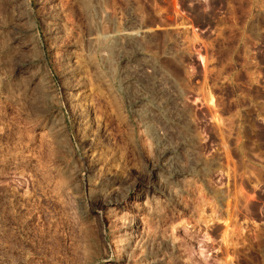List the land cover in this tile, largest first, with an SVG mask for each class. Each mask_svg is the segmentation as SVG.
<instances>
[{
  "label": "rangeland",
  "instance_id": "1",
  "mask_svg": "<svg viewBox=\"0 0 264 264\" xmlns=\"http://www.w3.org/2000/svg\"><path fill=\"white\" fill-rule=\"evenodd\" d=\"M149 262L264 264V0H0V264Z\"/></svg>",
  "mask_w": 264,
  "mask_h": 264
},
{
  "label": "bare ground",
  "instance_id": "2",
  "mask_svg": "<svg viewBox=\"0 0 264 264\" xmlns=\"http://www.w3.org/2000/svg\"><path fill=\"white\" fill-rule=\"evenodd\" d=\"M103 12V11H102ZM123 31V30H122ZM118 32V31H117ZM135 32V31H134ZM131 34V33H130ZM120 35V34H119ZM134 35V34H133ZM132 35V37H134ZM123 36V35H122ZM128 37V35H127ZM118 38V37H117ZM118 41V40H117ZM121 41V40H120ZM119 41V42H120ZM123 42V41H122ZM121 42V43H122ZM36 44V43H35ZM123 44V43H122ZM120 45V44H119ZM125 45V44H124ZM34 46V45H33ZM123 46V45H122ZM124 47V46H123ZM121 48V47H120ZM126 48V47H125ZM123 49V48H122ZM125 50V49H124ZM100 51V50H99ZM142 52V51H140ZM72 54V53H71ZM78 54V53H77ZM77 54H73L72 57H69L71 59H69V61L67 62V66L65 67V69L68 71V70H76L77 67H81L82 66V59L81 57H79ZM70 55V54H69ZM83 55V54H82ZM85 55V54H84ZM103 57V56H102ZM138 58V57H137ZM118 59V58H117ZM86 65V64H85ZM136 65V64H135ZM86 68V66H85ZM127 68V67H126ZM153 68V64L150 62V60H143L142 62H140V64L138 63L136 66L134 67H130L126 70H133V73H130L127 74L125 77H124V84L125 86H127L128 88H131V90H135L136 92H138V94H135V95H138V100H140L141 104L139 105V108H136L134 109L137 113L136 115H139L140 117H142V119H144L145 123L148 125L149 124H156V126L158 127H161V126H165L168 122H169V118L167 116V113L166 111L168 110V99L167 100H163L162 97L164 96H161L163 94V87L160 86V88L157 89V91L154 90V85H156V78L155 79H152L149 81V85L145 84L142 86L140 80L137 79V76L139 75V72H147L148 70H152ZM49 70V71H48ZM50 68H46L45 67V72L47 71V74H49V76H51V72H50ZM64 70V69H63ZM61 73V72H60ZM149 74V73H147ZM30 75V74H29ZM84 75V74H83ZM140 76V75H139ZM151 76V75H150ZM32 78V77H31ZM36 78V77H35ZM51 78V77H50ZM90 78V77H89ZM87 79V78H85ZM146 79V78H145ZM40 80V79H39ZM162 80V78H161ZM85 81V80H84ZM144 82V81H143ZM162 82V81H161ZM40 83V82H38ZM65 83V82H63ZM164 83V81H163ZM166 83V82H165ZM159 85H162V84H159ZM165 85V84H164ZM116 86V85H115ZM43 87V86H42ZM168 87V86H167ZM115 88V87H114ZM156 88V87H155ZM171 88V87H170ZM91 89V88H90ZM89 90V89H88ZM130 90V89H129ZM169 90V89H168ZM79 91V90H78ZM81 91V89H80ZM83 91V90H82ZM90 91V90H89ZM102 91V90H101ZM100 91V92H101ZM77 92V91H76ZM85 94L87 92V90L83 91ZM107 92V91H106ZM118 92V91H117ZM165 92V91H164ZM168 92V91H167ZM41 94V93H40ZM88 94V93H87ZM123 94V93H122ZM157 94V95H156ZM105 95V93H104ZM41 96V95H40ZM42 96H43V102L48 105H54L55 106L57 105V107H55V116H60V113H61V107L59 106L60 105V102H59V98L55 95H53V93L49 92V91H42ZM83 96V95H82ZM107 96V95H106ZM110 96V95H109ZM124 96V95H123ZM161 96V97H160ZM73 97V96H72ZM70 96V98H72ZM81 97V96H79ZM86 97V96H85ZM84 98V97H83ZM106 98V97H105ZM104 98V99H105ZM109 98V97H108ZM134 98V97H133ZM136 98V96H135ZM165 98V97H164ZM42 99V98H41ZM74 99V98H73ZM112 100V99H111ZM42 101V100H41ZM107 101V100H106ZM136 101V100H135ZM108 102V101H107ZM170 103H174V102H170ZM114 106V105H112ZM173 107V106H172ZM54 109V108H53ZM86 109V108H85ZM86 111V110H85ZM176 112V111H175ZM135 114V113H134ZM172 114V113H171ZM170 114V115H171ZM176 114V113H174ZM119 115V114H118ZM169 115V116H170ZM175 116V115H174ZM177 116V115H176ZM175 116V118H176ZM135 117V116H134ZM174 119V118H173ZM124 122V121H123ZM163 128V127H162ZM166 128V127H165ZM169 128V127H167ZM166 128V129H167ZM154 129V128H153ZM174 130V129H173ZM162 132V131H161ZM172 132V131H171ZM130 134V133H129ZM64 137V136H63ZM159 139V138H158ZM161 140V139H160ZM172 148V147H171ZM170 148V149H171ZM170 151V150H169ZM168 152V151H167ZM169 153V152H168ZM174 153V152H173ZM170 154V153H169ZM174 155V154H173ZM172 156V155H171ZM96 160V159H95ZM114 200V199H113ZM110 201V200H109ZM136 219L134 218L132 223H130V226L128 228L127 226V229L125 230V234L126 236H128L129 238H125L127 239L128 241H126V243H123L122 241V245L119 247V250H118V254L120 256L122 255H126L127 251H129V242H131V238L133 236H135V232L132 231L134 230L133 228L136 226V227H139L143 225V222H142V225L140 224V221L137 222L135 221ZM146 221V220H145ZM128 223V222H127ZM127 225V224H126ZM140 227V228H141ZM143 228V227H142ZM145 228V226H144ZM146 229V228H145ZM142 231V230H141ZM137 235V234H136ZM142 235V234H141ZM124 236V235H123ZM133 239V238H132ZM144 239V238H143ZM142 239V240H143ZM134 241V240H133ZM134 243V242H133ZM128 244V245H127ZM133 245V244H132ZM135 245V244H134ZM132 248L134 246H131ZM133 253V252H132ZM129 254V252L127 253ZM155 255V254H154ZM127 257V256H126ZM131 258V257H130ZM147 258V257H146ZM117 259V258H116ZM125 259V258H124ZM128 259V258H127ZM151 260V258H150ZM154 260V258H153ZM151 260L150 262H154ZM120 261V259H119ZM150 262L148 264H150ZM162 263V262H161Z\"/></svg>",
  "mask_w": 264,
  "mask_h": 264
}]
</instances>
